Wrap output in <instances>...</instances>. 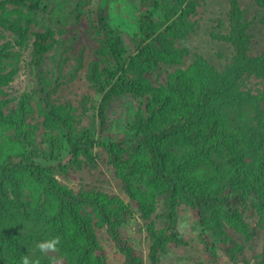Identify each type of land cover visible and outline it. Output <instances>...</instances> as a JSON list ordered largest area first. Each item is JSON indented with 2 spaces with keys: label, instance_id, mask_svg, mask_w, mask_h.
Segmentation results:
<instances>
[{
  "label": "trees",
  "instance_id": "obj_1",
  "mask_svg": "<svg viewBox=\"0 0 264 264\" xmlns=\"http://www.w3.org/2000/svg\"><path fill=\"white\" fill-rule=\"evenodd\" d=\"M103 2L0 0V264L25 254L40 264H110L107 237L124 264H142L123 239L131 206L153 264L182 242L185 207L235 259L236 236L264 229V46L251 52L245 7L229 0L228 31L213 34L232 47L218 67L197 52L184 60L198 0H124L134 31L115 29ZM75 21L92 47L86 59L82 44L70 64ZM80 75L92 94L60 96ZM16 78L26 81L18 94ZM122 97L132 99L124 120L106 124ZM102 165L118 191L92 173ZM55 236L58 251L42 254L36 245ZM254 261L264 264V246Z\"/></svg>",
  "mask_w": 264,
  "mask_h": 264
},
{
  "label": "rangeland",
  "instance_id": "obj_2",
  "mask_svg": "<svg viewBox=\"0 0 264 264\" xmlns=\"http://www.w3.org/2000/svg\"><path fill=\"white\" fill-rule=\"evenodd\" d=\"M103 3L108 18L115 29L134 31L135 25L130 12L131 7L129 5L126 7L124 0H104ZM241 3L246 9L247 18L252 22L250 26L252 34L251 52L254 54L259 53L264 46V0H241ZM228 10L229 0H198L195 14L192 16V28L187 33L189 54L185 56V61L191 62L197 52L204 55L218 67L227 62L231 55L232 47L226 41L215 38L213 34L228 31ZM78 29L83 31V24L76 21L67 24L69 35H74L75 38L71 45L74 47L69 48L71 60L68 63L70 64H72L76 51L80 50L82 44L86 46V59L89 57V48L91 50L92 47L90 38L86 37L84 33L78 35ZM70 64L67 65L69 66ZM166 66L160 65L159 67L163 68ZM170 67L173 68L175 66L171 65ZM25 82L20 78H16L12 82L13 93L15 90L16 94L22 92ZM86 92L92 94L83 76L80 75L78 79L62 87L59 95L64 98H71L76 102V98ZM127 100L132 101V99L122 97L116 99L109 106L106 124H110L116 118H119L120 121L124 120L123 115ZM123 135L124 133L120 134V136ZM100 169L106 175L102 174ZM92 173L100 178H110L111 184L105 186V189L118 191L117 180L104 165ZM120 195L126 202H131L126 193L120 192ZM131 207L132 217L122 226L123 239L131 247L133 255L143 259L142 264H153L148 257L149 240L145 231V224L140 212L134 206ZM199 227L197 213L193 212L189 207L182 209L177 227L182 235V242H170L168 253L159 252L157 254L159 261L156 264H254V255L261 252L264 246V229L259 228L257 233L253 234V237L249 240L239 239L240 237L236 236L237 241L243 243V251L235 259H232L224 251V245L221 242L208 239ZM105 245L109 263L124 264V260L126 261L125 255L119 250V246L115 245L110 238L105 240Z\"/></svg>",
  "mask_w": 264,
  "mask_h": 264
},
{
  "label": "clouds",
  "instance_id": "obj_3",
  "mask_svg": "<svg viewBox=\"0 0 264 264\" xmlns=\"http://www.w3.org/2000/svg\"><path fill=\"white\" fill-rule=\"evenodd\" d=\"M61 240L59 236L52 237L47 240L40 241L36 247L42 254L55 253L58 251V245ZM52 264H56V258L53 257ZM21 264H40V260L32 259L29 255L25 254L21 257Z\"/></svg>",
  "mask_w": 264,
  "mask_h": 264
},
{
  "label": "bare ground",
  "instance_id": "obj_4",
  "mask_svg": "<svg viewBox=\"0 0 264 264\" xmlns=\"http://www.w3.org/2000/svg\"><path fill=\"white\" fill-rule=\"evenodd\" d=\"M264 13V12H263ZM132 217V216H131ZM135 217V216H134ZM146 231V230H145ZM124 233V232H123ZM115 236V235H114ZM131 236V235H130ZM108 238V237H107Z\"/></svg>",
  "mask_w": 264,
  "mask_h": 264
}]
</instances>
